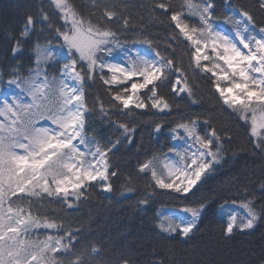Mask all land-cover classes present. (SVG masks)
I'll return each instance as SVG.
<instances>
[{
    "label": "snow or ice",
    "instance_id": "snow-or-ice-1",
    "mask_svg": "<svg viewBox=\"0 0 264 264\" xmlns=\"http://www.w3.org/2000/svg\"><path fill=\"white\" fill-rule=\"evenodd\" d=\"M258 3L264 11V0ZM52 6L62 24L54 27L42 10L39 19L26 15L19 36L13 37L17 41L11 48L15 56L21 40L36 33L37 25L42 26L27 76L13 68L7 81L24 95L0 101V264H105L97 260L100 250L96 246L77 251L79 229L66 228V218L45 206V202L56 203L70 210L86 198L90 188L112 191L110 181L119 172L113 170L111 154L125 141L129 146L135 142L136 128L128 123L117 122L120 135L107 145L86 135L92 111L87 103L88 82L95 84L98 77L106 86L110 107L106 109L100 102L99 111L110 121L112 109L127 114L151 108L170 114L173 106L160 93L162 87L170 86L181 98L186 93L193 105L197 100L174 57L162 54L148 38L128 43L130 19L123 14L118 17L115 6H105L100 16L95 11L85 15L69 0H51ZM98 6L94 0L93 8ZM149 7L163 10L165 16L171 12L170 21L178 33L170 40L189 43L193 72L211 74L215 93L230 115L243 121L242 126H250L253 151L264 160V27L256 32L253 15L244 10L239 13L242 20L224 18L225 24L234 25V35L230 34L214 21V0H180L175 8L165 0H153ZM121 20L122 26L114 28ZM44 25L54 28L55 38L63 43L53 48L51 39L43 37L47 43L41 44ZM137 44L147 45L148 50L136 49ZM50 69L56 74L50 75ZM174 73L179 74L175 82L171 79ZM38 111L50 126H36ZM163 127L157 123L154 132L161 133ZM170 136L186 145L185 150L170 147L175 155L165 156L163 171H158L155 162L159 157L153 155L139 163L136 172L150 175L153 192L170 190L186 201L224 160L231 136L221 135L210 119L199 116L181 118L170 129ZM131 180L129 176V184ZM243 188V193L238 190L231 199L222 228L226 240L264 222V179L259 182V203L248 185ZM151 198L149 194L139 203L148 205ZM228 207L227 202L220 205L222 211ZM209 209L210 201L200 200L181 207L183 215L158 212L155 229L163 239L190 240ZM120 264L131 262L122 257Z\"/></svg>",
    "mask_w": 264,
    "mask_h": 264
},
{
    "label": "trees",
    "instance_id": "trees-1",
    "mask_svg": "<svg viewBox=\"0 0 264 264\" xmlns=\"http://www.w3.org/2000/svg\"><path fill=\"white\" fill-rule=\"evenodd\" d=\"M69 2L85 15L95 11L96 16L101 15L105 6H115L118 17L123 14L130 19L131 28L126 34L128 43L148 38L162 54L174 57L177 66L187 74L194 99L197 100V104L193 105L186 93H182L181 98L171 92L170 86L162 87L160 93L173 106L170 114H161L151 108L135 109L127 114L112 109L110 121L109 117L103 116L99 111L100 102H103L106 109L110 107L111 98L106 86L102 85L98 77L95 84L88 82L87 103L92 111L86 135L94 137L101 145H107L109 141L115 142L120 135L117 122L128 123L136 128V132L135 142L131 146L125 141L111 154L113 170L119 172V176L110 181L112 191L105 194L100 187L90 188L86 192V198L70 210L66 206L56 203L48 205L45 202L47 208L66 218V228L70 227L74 232L79 229L76 250H90L92 246H96L100 250L97 260H102L105 264H120L122 257L131 264H153L160 260L164 264H264V222H259L249 232H237L231 239L226 240L222 235L227 212L231 210V199L237 196L238 190L243 193V186L248 185V191L256 196L258 203L261 202L259 182L264 179V160L253 151L247 130L250 126H242L243 121L230 115L220 101L219 94L215 93L211 85V74L199 70L193 72L189 43L170 40L178 33V29L170 21L171 12L165 16L162 14L163 10L153 11L149 7L153 0H95L99 5L97 8H93L94 0ZM165 2L171 3L175 8L180 0ZM50 4L51 0H0V100L12 87L7 81L11 78L13 68H17L22 76H27L28 68L34 60L32 49L37 42L41 25H37L36 33L21 40V50L15 56L11 52V48L17 43L13 37L19 36L26 15L31 14L39 19L43 10L49 14L54 27L63 23ZM214 5L215 23L222 25L230 33H234V25L225 24L224 18L232 16L237 19L244 10L253 15L256 32L264 27V11L259 9L258 0H214ZM122 23L121 20L113 24V27L120 28ZM43 28L39 40L41 44L47 43L43 37L51 39L53 48L63 43L55 38L54 28L48 29L46 25ZM169 43L173 47H169ZM135 48L148 50V46L144 44H137ZM49 71L50 75L56 74L51 69ZM177 75L179 74L172 75L173 82ZM189 116H199L201 120L210 119L221 135L227 133L231 136V142L226 144L227 151L221 164L185 201L177 199L176 194L170 193V190L155 189L153 192V187L149 186L150 175H137L136 169L139 163L156 155L159 157L155 162L158 171H163L161 164L165 156L175 155L169 152V148L175 146L183 149L182 142L171 139L170 129L181 118ZM44 120H47L44 114L39 111L35 113L34 122L37 127ZM157 123L164 125L159 134L154 132ZM129 176L132 177L130 184ZM129 187L132 191L128 190ZM149 194H152L149 204L141 205L139 202ZM200 200L210 201V209L202 217L199 229L192 239H163L157 233L155 224L158 212L170 214L185 204H194ZM225 202L229 207L222 211L220 205Z\"/></svg>",
    "mask_w": 264,
    "mask_h": 264
},
{
    "label": "rangeland",
    "instance_id": "rangeland-1",
    "mask_svg": "<svg viewBox=\"0 0 264 264\" xmlns=\"http://www.w3.org/2000/svg\"><path fill=\"white\" fill-rule=\"evenodd\" d=\"M237 19L242 20L243 18L240 17V16H238ZM241 25H243V24H241ZM241 25H240V26H241ZM232 35H234V33H232ZM204 63H206V62H204ZM13 95H16V96H23V95L20 93V91H19L18 89L14 88V89H10V90L8 91V93L6 94L5 97H7V99L10 100V99L12 98ZM5 97H4V99H5ZM4 99H3V100H4ZM3 100H2V101H3ZM48 126H50V123H48V122H43V123H41V124L39 125V127H48ZM181 148H183V149H178V148H177V150L183 152V151L185 150V148H186V145L183 144ZM179 210H180V209L175 210V211H173V212L176 213V214H179V215H183V213H180ZM173 212H172V213H173Z\"/></svg>",
    "mask_w": 264,
    "mask_h": 264
}]
</instances>
